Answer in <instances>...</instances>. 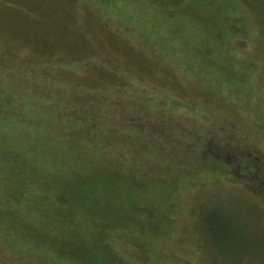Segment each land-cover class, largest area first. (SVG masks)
<instances>
[{"label": "rangeland", "instance_id": "obj_1", "mask_svg": "<svg viewBox=\"0 0 264 264\" xmlns=\"http://www.w3.org/2000/svg\"><path fill=\"white\" fill-rule=\"evenodd\" d=\"M0 264H264V0H0Z\"/></svg>", "mask_w": 264, "mask_h": 264}, {"label": "trees", "instance_id": "obj_2", "mask_svg": "<svg viewBox=\"0 0 264 264\" xmlns=\"http://www.w3.org/2000/svg\"><path fill=\"white\" fill-rule=\"evenodd\" d=\"M76 192V191H75ZM78 194H80V193H78Z\"/></svg>", "mask_w": 264, "mask_h": 264}]
</instances>
